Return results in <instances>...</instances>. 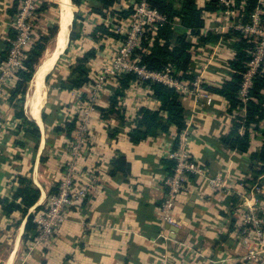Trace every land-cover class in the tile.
I'll return each mask as SVG.
<instances>
[{
  "label": "crops",
  "instance_id": "0c3cea01",
  "mask_svg": "<svg viewBox=\"0 0 264 264\" xmlns=\"http://www.w3.org/2000/svg\"><path fill=\"white\" fill-rule=\"evenodd\" d=\"M16 1L0 0V68L15 33L12 22L17 13ZM45 1L52 0H40L39 6ZM58 4L60 23L62 0ZM51 9L49 6L37 11L36 38L47 33L53 24ZM220 12L223 11L211 12V20L207 18L209 28L216 30L221 24L215 16ZM93 15V23L84 24L85 33L69 51L72 64L84 51L98 46L86 34L107 19ZM233 41L234 38H229L223 43L200 46L193 66L206 68L205 82L220 85L230 77L227 63L233 54ZM105 43L107 46L99 49L89 64L93 76L102 64L111 61L119 46V41L113 38ZM206 50L211 51L210 58H204ZM65 51L53 70L59 69L58 61ZM69 66L62 76L56 75L54 86H47V76L53 70L47 73L44 94L36 105L27 102L30 81L23 107L27 118L40 128L39 141L18 132L19 120L9 99L12 87L0 92V197H12L20 186L18 176H27L40 189L39 199L26 215L15 211L7 216L0 205V264H259L257 260L243 259L246 251L238 235L249 205L255 206L264 218V175L251 182L253 175L247 172L250 153L262 144L260 134L252 138L247 153L226 149L220 137L229 131L232 121L225 99L216 94L210 99L186 94L183 103L188 111L189 148L206 175L188 177L173 210L177 224L163 223L159 219L160 205L166 197L163 178L171 170L167 152L178 131L172 126L168 133L149 135L138 143L130 141L129 132L137 125L139 108L160 106L150 88L140 82H132L121 97L125 121L119 122L114 116L104 119L98 108L94 110L91 134L80 161V183L85 186L93 176L98 181L85 200L67 210L66 219L52 241L32 248L37 235L34 239L27 237L28 214L42 210L50 195L58 190L72 141L65 129L58 132L55 127L78 118L92 93L90 84L73 90L57 88L59 80L69 75ZM118 85V80L109 78L100 92L97 107H109ZM74 133L75 128L72 137ZM120 156L126 158L129 167L123 163L116 170L113 161ZM219 172L227 177L221 189L212 187L208 181Z\"/></svg>",
  "mask_w": 264,
  "mask_h": 264
},
{
  "label": "trees",
  "instance_id": "16d2710c",
  "mask_svg": "<svg viewBox=\"0 0 264 264\" xmlns=\"http://www.w3.org/2000/svg\"><path fill=\"white\" fill-rule=\"evenodd\" d=\"M20 1L15 3V11L18 12ZM82 11L85 4L92 3L90 11L98 14L104 19L96 27L86 34L91 41L98 46H92L84 51L81 56L75 58L74 63L69 66L70 73L66 78L59 80L56 85L60 90L80 89L87 84L95 82V76L91 75L89 64L97 57L99 49L107 46V39H116L119 44H124L127 35L116 32L123 21L131 18L135 13V4L141 0H72ZM152 8L159 11L165 17L164 21L155 23L153 27H146L141 38L140 46L137 47L132 56L140 59L139 63L145 65L149 71H162L168 65L174 69L173 75L179 79L193 82L196 77V69L193 65L199 56L200 46L216 43L220 38H234L231 46L233 54L228 60L230 77L224 79L220 85L202 81V91L213 96H221L227 102V113L231 117L232 125L229 131L220 137L222 144L228 150L239 153H247L250 150L252 138L260 134L262 144L257 151L250 153V162L247 172H251L253 177L251 182L256 181L264 175V68L260 67L252 77V82L248 92L243 99L240 92L243 88L246 74L249 70L250 61L254 57L258 41L254 34H249L236 26H232L226 33H218L215 29L208 27L206 18L207 12H218L232 9L236 12L233 21L243 25L253 22V14L259 17V27L264 28V0H233V5H226L222 0H147ZM124 2L127 3L124 5ZM51 1L43 2L37 11L41 12L56 6ZM75 13L73 27L70 32V41L65 53H69L83 36V30H78V22L81 19L80 12ZM59 19L48 27L47 33L41 34L25 52L24 65L18 72V79L14 87L10 89V101L15 108V117L19 120L18 132H23L25 136L32 137L37 141L41 138V131L34 120H30L24 113V103L30 81L36 72L37 66L47 49V44L54 39L59 30ZM84 28V22H80ZM15 35V33L13 34ZM14 37V36H13ZM12 37V38H13ZM10 47L8 42L7 50L2 58H6ZM62 55L60 59L63 57ZM59 59V60H60ZM2 60V59H1ZM59 63V61H58ZM49 76H47V81ZM119 85L116 92L111 97V103L107 108H99L101 117L109 119L114 116L116 119L125 121L126 117L121 104V97L129 89L132 82H140L138 74L127 71L118 75ZM141 83L150 88L154 98L159 100L160 106L151 109L142 106L136 116V127L129 132L131 142L138 143L149 135H159L168 133L172 126L180 132L188 128V111L183 103L185 94L162 82L145 79ZM83 99L86 95H82ZM43 113V119L45 120ZM77 116L72 121L66 122L63 126L55 127V131L66 130L68 136L73 140L71 133L76 126ZM176 143V140L174 141ZM171 162L172 172L174 161ZM123 163L129 164L124 156H120L113 161L114 168L119 170ZM20 186L15 190L12 197H0V205L4 213L10 216L15 211H20L24 215L39 199L40 189L27 176H18ZM249 182V181H248ZM245 184L247 182H244ZM34 213H29L25 232L27 237L34 239L37 235V224L34 222Z\"/></svg>",
  "mask_w": 264,
  "mask_h": 264
},
{
  "label": "built area",
  "instance_id": "2783aa9c",
  "mask_svg": "<svg viewBox=\"0 0 264 264\" xmlns=\"http://www.w3.org/2000/svg\"><path fill=\"white\" fill-rule=\"evenodd\" d=\"M226 5L234 4L233 0H222ZM40 0H21L18 12L16 13L12 28L15 31L14 37L10 40V47L5 61L0 68V92L6 88L14 87L18 79V72L24 65L25 52L32 47L36 41L34 23ZM227 18L233 21L236 12L232 9L224 11ZM165 17L155 8H152L147 0H141L135 4V13L116 32L127 35L124 44H119L116 53L110 62L99 67L95 76V82L91 84L92 93L85 101L78 116L75 133L71 141L69 153L63 163V175L58 190L50 195L45 207L35 213L34 222L38 226V234L34 246H42L52 241L56 230L66 219L67 210L78 202L85 200L91 193V189L98 181L93 176L92 181L81 185L80 161L83 158L84 150L91 134L94 110L97 109L98 97L109 78L117 80L118 75L127 71L138 74L140 83L145 79L162 82L175 88L183 94H193L197 98L210 99V95L202 91L203 72L206 68L200 66L196 71L193 82L179 79L173 75L174 69L168 65L162 71H149L145 65L139 63L138 57H133L134 50L140 46L141 38L146 27H153L155 23L164 21ZM237 29L254 34L258 41L254 51V57L250 61L249 70L246 74L240 96L244 99L248 88L251 85L252 77L260 67L264 68V28L259 27V17L253 14V22L243 25L233 21ZM206 67V66H205ZM138 82V81H136ZM176 140V143L174 141ZM173 145L167 152L168 159L174 161L172 172L163 178L166 188V197L160 205L159 219L163 223L176 225L177 219L173 210L179 195L185 189V183L190 175L205 177L206 170L194 158L189 148L190 132L187 128L178 132L174 137ZM226 175L219 172L214 177L208 178L210 185L221 189L225 186ZM245 211V220L238 237L245 247L244 260H257L264 264V218L257 212L255 206H248Z\"/></svg>",
  "mask_w": 264,
  "mask_h": 264
},
{
  "label": "bare ground",
  "instance_id": "6f19581e",
  "mask_svg": "<svg viewBox=\"0 0 264 264\" xmlns=\"http://www.w3.org/2000/svg\"><path fill=\"white\" fill-rule=\"evenodd\" d=\"M62 4H63L62 5L63 9L61 11L62 12L61 13V28H60V32L57 36L55 45H54L52 51L47 53L45 55V57H43L42 61L40 62V64L37 67L36 73L32 79L31 85H30L29 94H30V99H31L30 100L31 105L34 104L35 102H37L42 97V95L44 94L45 76L49 71L53 70V67H54L59 55H61V53L65 50L67 43H68L70 25H71L72 16H73V14L71 16V12H70V11H72V8H71L72 5H71L70 0H62ZM38 104H37V106H38ZM34 105H36V104H34ZM34 112H35V110H34ZM39 119H40V117H39Z\"/></svg>",
  "mask_w": 264,
  "mask_h": 264
},
{
  "label": "rangeland",
  "instance_id": "374dc122",
  "mask_svg": "<svg viewBox=\"0 0 264 264\" xmlns=\"http://www.w3.org/2000/svg\"><path fill=\"white\" fill-rule=\"evenodd\" d=\"M60 1V0H59ZM52 3H56L55 5L56 6H51V11H52V13H51V15H50V17H51V20H52V23H54L56 20H57V14H58V10H59V4H58V0H52L51 1ZM73 2V1H72ZM199 2L200 3H203L204 2V0H199ZM73 5H72V11H71V16H72V14H73V11H74V18H75V13L76 12H79V11H81L74 3H72ZM127 3H125L124 2V5H126ZM93 6V2L92 3H88V4H85V6H84V8H83V10L80 12V14H81V19L79 20V22H78V30L77 31H79V32H81L84 28L82 27V26H80L81 24H80V22L81 21H83L84 23H86L87 25H90L91 23H93V21H92V19L93 18H91V17H94V15H93V13H91L90 12V9H91V7ZM71 9V8H70ZM216 17H218V18H220V25H217V31H218V33H226V31H228V29L230 28V27H232L231 25L232 24H235L231 19H230V17H229V19L227 18V15H225V13L224 12H220V14L218 13L217 15H215ZM96 17V16H95ZM91 18V19H90ZM206 18H209L210 20H211V12H207L206 13ZM72 20L74 21V19H73V16H72ZM218 21V22H219ZM83 33H85L84 32V30L82 31ZM226 39L225 38H220L219 39V41H217V43L218 42H221L222 41V43H223V41H225ZM56 42V40L55 39H51L50 40V42L47 44V49H46V51H45V53H44V55H43V57L47 54V53H49L52 49H53V47H54V43ZM227 44V43H226ZM220 45V44H219ZM221 46V48H225L226 46H224L223 47V44L222 45H220ZM67 47V46H66ZM207 51V50H206ZM201 53H204L202 50H201ZM206 53V55H204V58H206V57H208V58H210V56H211V51L210 50H208L207 52H205ZM42 57V58H43ZM70 57H72L71 56V54L70 53H65L64 54V56L60 59V61H59V69H58V67L56 68V69H54L53 71H52V73L49 75V78H50V81L48 80V84H47V86H54L55 85V83L56 82H54V79L56 78V75H58V76H62L63 75V73L66 71V68L69 66V65H71L72 64V59L73 58H71L70 59ZM47 75V74H46ZM46 77V76H45ZM30 92V91H29ZM30 94H28V100H27V102H28V104L30 105L31 103H30Z\"/></svg>",
  "mask_w": 264,
  "mask_h": 264
},
{
  "label": "water",
  "instance_id": "95a60500",
  "mask_svg": "<svg viewBox=\"0 0 264 264\" xmlns=\"http://www.w3.org/2000/svg\"><path fill=\"white\" fill-rule=\"evenodd\" d=\"M61 14V13H60ZM73 17H74V12H73ZM60 28H61V15H60V23H59V30H58V33H57V35H56V37H55V40L57 39V36H58V34H59V32H60ZM71 29H72V22H71V25H70V31H69V36H68V43H67V47H68V44H69V40H70V32H71ZM66 47V48H67ZM66 48H65V50H66ZM64 50V51H65ZM64 51L61 53V54H63L64 53ZM60 56V55H59ZM59 58V57H58ZM46 78V77H45ZM171 227V226H170Z\"/></svg>",
  "mask_w": 264,
  "mask_h": 264
}]
</instances>
